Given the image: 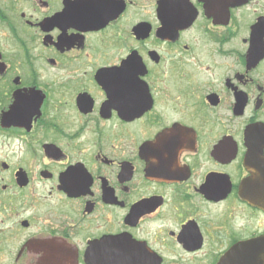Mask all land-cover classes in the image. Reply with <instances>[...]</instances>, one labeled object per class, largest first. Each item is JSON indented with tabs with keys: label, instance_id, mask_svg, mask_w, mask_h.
Here are the masks:
<instances>
[{
	"label": "flooded vegetation",
	"instance_id": "1",
	"mask_svg": "<svg viewBox=\"0 0 264 264\" xmlns=\"http://www.w3.org/2000/svg\"><path fill=\"white\" fill-rule=\"evenodd\" d=\"M264 264V0H0V264Z\"/></svg>",
	"mask_w": 264,
	"mask_h": 264
},
{
	"label": "water",
	"instance_id": "2",
	"mask_svg": "<svg viewBox=\"0 0 264 264\" xmlns=\"http://www.w3.org/2000/svg\"><path fill=\"white\" fill-rule=\"evenodd\" d=\"M104 264H113L111 261L103 262Z\"/></svg>",
	"mask_w": 264,
	"mask_h": 264
}]
</instances>
